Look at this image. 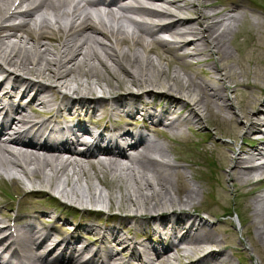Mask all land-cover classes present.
Listing matches in <instances>:
<instances>
[{"label": "bare ground", "instance_id": "bare-ground-1", "mask_svg": "<svg viewBox=\"0 0 264 264\" xmlns=\"http://www.w3.org/2000/svg\"><path fill=\"white\" fill-rule=\"evenodd\" d=\"M32 1V3L38 2L37 0ZM39 1L47 2V0ZM57 1L59 7L56 10H62V15L54 24L36 22L35 19L31 24V19L27 17L36 18L39 14L34 10L30 12L26 10L17 24L13 22L6 26L7 22L3 24L2 21L7 17L15 20L18 11L15 10L9 15L11 0H0V61L4 65H9L20 73L38 75L51 82H56L69 92L74 91L81 94L100 92L105 95L107 93L111 100L118 103L122 101L127 107L129 106L130 112L134 115L140 113L142 100H131V92H124L125 88L134 85L150 92L165 91L169 94L166 97L153 96L144 101L147 105L145 113L149 118H144V115L141 117L145 124H148V119H154L155 124L166 125L173 133V137L183 132L182 123L191 118L193 121L202 123L205 118L208 122L213 116L225 124L229 122L230 117L222 113L227 112L229 105L232 106L234 102L228 94L229 90H232V93L235 92L230 82H234L235 87L241 82L236 80V74L231 71L232 67L230 69L226 62L233 56L231 40L234 32L242 21H249L246 18V11L243 10L244 1L222 4L214 0H200L199 6L194 0L164 1V5L159 3L163 8H167L165 9L167 13L174 12L172 9H177L175 10L177 13L185 14L190 11L195 15L190 20L175 22L176 28H173V25L164 28L171 39L165 45V52L154 48L155 28L161 26L159 25L161 20L158 22L155 19L161 16L159 13L141 11L138 14L139 17L133 18L128 25H124V19H120L90 30L89 25L77 23L81 20H91L89 11L77 5L71 11L68 8L70 0ZM23 2L22 0L18 10L22 7L28 8L31 1H25L26 5H23ZM154 2L157 1H147L151 5H155ZM70 13L73 16L71 25L67 17ZM254 25L264 27V22L256 21ZM18 31L22 32L19 40L15 41L13 37ZM45 37H50L56 44L44 43L42 38ZM251 42L258 43L259 41L254 42L252 39ZM262 44L259 43L261 48L264 47ZM56 46H58L57 50L54 49ZM152 53L157 57L154 58ZM214 56H217L215 60H213ZM188 60L197 66L207 65V74L203 77H194L180 68H174L171 71L173 75H169L170 71L167 69L169 63L173 64L177 61L180 64H186ZM240 66L248 76L249 67L244 64ZM216 73L220 74L218 78L214 76ZM213 77L216 78L215 81ZM89 78H94L95 83ZM100 82L107 84H100ZM261 85L258 81L246 82V86L256 89H260ZM3 86L4 84L0 83V90L3 93L0 100L7 91ZM31 86L26 85L20 94L25 95ZM9 92L15 95L18 89L11 88ZM41 99L39 90H36L29 102ZM119 104L121 105V102ZM178 106L189 107V116L183 117L178 114L169 124H164L165 119H170L169 117L177 112ZM258 108L251 109L247 113V118L250 122H254L253 124H258L260 121L258 116L264 113V101ZM71 109L94 111L95 107L80 105L72 106ZM41 123L46 129L52 130L42 132V128L39 127L38 133H42L40 137L44 138L53 135L57 129L66 128L64 122L57 118L46 119ZM80 123L82 125L81 121ZM78 125L79 123L74 124L70 130L75 131ZM261 137L263 141L260 144H264V135ZM64 138V134L59 135V141H63ZM139 143L135 144V148H131L135 153L130 164L122 165L112 158H108V162L100 160H87L86 162L82 158L69 159L61 156L60 153L48 154L38 143L26 138L15 140L12 145L3 144L0 141V177L11 175L14 179L20 180L25 176L31 185L50 187L71 201L92 205V203L101 202L105 204V200L108 199L109 206L111 202V206L120 210L133 209L134 217L153 216L145 223H138L139 226H145V238L141 241L145 247L149 246L147 242L150 241L149 238L158 236L160 230L164 234L182 233L185 230L184 236H186L191 231L195 233L198 231V227L195 226H206L207 221L203 218H198V223L195 221L187 223V212L184 211L188 210L187 207L192 208L199 202L201 190L200 185L194 182L197 181L194 174L189 176L184 173L180 174L182 168L185 167L176 161L177 156L174 152L169 153V146L166 151L162 143L155 140L143 142L141 145ZM127 144V140L124 139L123 147ZM259 146L260 149L256 148L258 155L248 151L244 146L238 154L233 156L230 155L231 147L224 149V164L229 165L230 169L222 175L234 185L236 183L246 185L252 183L257 177H263L264 162L259 165L254 164L258 158H264V145ZM53 149L57 150L56 147ZM171 154L175 156L174 161ZM88 164L95 169V172L87 166ZM98 171H108L114 175L113 180L121 187L117 185L116 189L112 190L107 187H105L106 190L98 187L94 182ZM178 175L188 180L184 192L178 189L173 182ZM96 178L100 184V178ZM117 191L121 194L117 195ZM123 202L129 206L124 205ZM178 205L180 208L172 207ZM247 207L252 210L250 225H253L257 238L264 242V191L255 195L251 205ZM170 210L173 211L172 216L161 214V212ZM44 212L46 210L41 213ZM172 222L173 226L167 227L168 223ZM126 226L125 222L107 224L104 227L81 223L75 227L71 235L74 236L82 229L94 230L99 234L98 241L108 244L110 240L120 239L119 244L126 249L125 244L131 246L134 240L133 237L127 239L122 237L121 228ZM184 239L191 244L199 240L205 241L195 248L189 246L190 261L187 264H205L214 259L224 260L226 264H234L231 257L224 255L223 249L219 253H208L203 258L198 257L197 260H192V257H196L198 253L207 252L208 244H214L216 236L211 230L201 234H192ZM138 244L139 240H137ZM7 253L9 252L5 251L4 255L6 256ZM109 253L111 254L110 251ZM28 257L33 264L36 262L32 256L28 255ZM8 262L9 260L4 264ZM79 264H90V260L80 261Z\"/></svg>", "mask_w": 264, "mask_h": 264}, {"label": "rangeland", "instance_id": "rangeland-1", "mask_svg": "<svg viewBox=\"0 0 264 264\" xmlns=\"http://www.w3.org/2000/svg\"><path fill=\"white\" fill-rule=\"evenodd\" d=\"M258 1H262V0H258ZM249 14H252L251 11H249L246 14V15H248L247 18L249 19L248 22H245L244 23V28H246V29L251 28L250 25L253 24L254 20H257L258 17H262L258 13L252 14L251 16H249ZM254 26L256 28L258 27L256 25H254ZM254 26H252V27L255 29ZM257 29H255V30H256L258 36L255 35L256 36L255 38L257 39L256 41H259V42L258 43H254L255 45H252V44H250L251 41H252L251 38L244 39V41H242L241 48H240V46L238 47L239 51H236L237 53L232 58L233 61H231V63H229L230 66H233V65H237L236 64V61L237 60L238 61L241 60V61H243V64H246L251 71H255V69H257L256 76L254 74L253 80L254 81L257 80L260 85L262 84L260 89H256L254 87H251V88L243 89L244 91L242 90L243 91L242 92L243 96H245L244 94H247V96H245V99L243 100V102L245 101L244 104H247V108L246 109H243V112H242V114H244L245 116H247V113L251 109H255L256 106H258L259 103H261V100L264 98V86H263L264 85V47L261 48V46L259 45V43H263L262 45H264V33L262 31L257 30ZM13 40L18 41V37H15L14 36L13 37ZM44 42H46V39H44ZM232 43L234 45L235 44L237 45V43L234 42V40H232ZM153 57L155 58L157 56L154 54ZM169 64L170 65H167V69L170 71L169 75H173V72H171V71L174 68H176L175 66H177V65L171 64V63H169ZM233 71L236 72L237 75H239V71H240L241 72V74H240L241 76H238V77H240L242 79L246 77L245 74L243 73V70H242L241 66H240V68H238V66L234 67L233 68ZM192 72H199V70L196 67V68L192 69ZM89 79L93 83H95V79L94 78H89ZM249 80L252 81V78L250 77ZM100 84L106 85L107 83L100 82ZM130 86H133V89H135V90L137 89V86L136 87L134 85H130ZM193 93H195V92H193ZM223 126L224 125H222L220 122H218V124L216 126V130L218 132L223 131L227 135H231V137L233 139L231 141L232 142H236L237 141V137L234 136V134L236 135L238 132L235 131V129L232 126H229V127H226V125L224 127ZM210 133H212V132L211 131H208L209 136H210ZM212 139H214V138L212 137L211 140ZM231 141H229L227 143H231ZM200 161H203V162H205V164H207V162H209L210 160L207 159L206 157H201L200 158ZM185 168H186V171L187 172L189 170H191V171L193 170L194 172H196L197 175L195 177L199 180L198 177L200 175H202L201 170H200V167H198V166L197 167L196 166L195 167L192 166L190 168L188 166H185ZM178 179L181 180L180 178H178ZM94 182L97 184V186L100 185L101 188H104L101 184H99V182L97 180H95ZM197 182L199 184L200 183L203 184L202 181H197ZM117 185H119V184L118 183L117 184L116 183L112 184V189H114V188L116 189V186ZM175 185H176V183H175ZM215 185H216V188H215V190H214L213 193L217 194V190L220 191V198H222L221 199L222 204H221V202L220 203H215L214 201L207 200V199L206 200L202 199V200L199 201V203L201 201H204L203 202V206L210 207L212 209V211L215 212V214H217V215H219V214L222 215V214L226 213L227 210L230 209V212L232 214L231 217H230V219H229L230 220V223L233 222L232 219H234V217H235V215L232 213V210L233 209H236V211L238 210V219L239 220H242L243 224L250 223V221L252 220V218L249 216V214L251 213V215H252V211L250 212V210L246 208L245 204H250L251 203L252 197L254 195H256L258 192H260V189L261 188H264V184H262V187L260 185V186H258L256 188H254L255 186H253V187L251 186V188H246V191H249V193H245V194H247V196L244 193L243 194L240 193V194L237 195V190L234 187L227 186V190L226 191H222V190L219 189V187H218L217 184H215ZM120 187L121 186L119 185V188ZM117 194L120 195L121 192L120 191L119 192L117 191ZM199 197L200 198L202 197L201 194H200ZM234 199L236 201L235 204H234ZM123 204L126 205V206H129L125 202H123ZM221 210H222V212H221ZM222 225H221V228L223 230H225L227 228V225L228 224H226L225 222H223ZM251 226L253 227V225H251ZM242 232H243L242 233V237L248 242V245L247 246L250 248L249 249V252L250 253L251 252H254L255 255L258 257V260H259L260 264H264V242L256 241V243H254L253 240L249 241V239L247 238V235H246V227L243 229ZM239 239H240V233L239 232L236 233L235 231H233V235L231 237V240L237 242ZM241 245H244V244H241ZM241 251H245L244 248H241ZM244 254H248V252H244Z\"/></svg>", "mask_w": 264, "mask_h": 264}]
</instances>
